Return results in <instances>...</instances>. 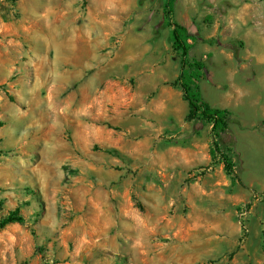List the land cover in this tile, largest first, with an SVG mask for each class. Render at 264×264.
<instances>
[{
    "label": "clouds",
    "instance_id": "clouds-1",
    "mask_svg": "<svg viewBox=\"0 0 264 264\" xmlns=\"http://www.w3.org/2000/svg\"><path fill=\"white\" fill-rule=\"evenodd\" d=\"M20 6L0 38V264H209L237 246L231 264H264L243 212L264 198V0ZM184 27L208 75L191 87L226 113L248 192L220 179L211 126L186 119Z\"/></svg>",
    "mask_w": 264,
    "mask_h": 264
},
{
    "label": "rangeland",
    "instance_id": "rangeland-1",
    "mask_svg": "<svg viewBox=\"0 0 264 264\" xmlns=\"http://www.w3.org/2000/svg\"><path fill=\"white\" fill-rule=\"evenodd\" d=\"M21 15H22V10L20 6V0H2V2H0V38H4L8 33L15 30L16 22L21 19ZM165 27H167L166 17L160 23L161 30H163ZM187 41L188 43L190 41H194V42L197 41V35L190 33V38H188ZM199 42H205L203 40V37L200 38ZM38 47L42 48L43 46L38 45ZM195 48H196L195 43L190 44L188 59H190V61H193V60L201 61L200 59H198L199 52L195 51L194 50ZM175 53L176 55L172 57V60L175 64H177L179 68V54L177 52ZM204 67L206 69L205 64H204ZM205 69L200 71V76H198V78H203L204 80H207L208 75ZM190 122L192 123L193 130L197 133L203 132L209 126H211V129H212L211 123L207 121L192 120ZM198 124L200 125L199 128L196 127V125ZM228 127H229V124L227 128ZM223 131H221L220 133H222ZM220 133L219 135L216 136V142L219 146L220 152H214L215 154L213 155L214 161H216V155H219V161L217 163H218V171H219L220 179H222L225 182L226 186L230 183L233 188L237 185V183H239L240 188L243 189L244 192H248L249 191L248 186L244 184L243 181L240 180L238 176L234 175V171L236 170V164L234 163L233 153H232L231 148L229 147V144L225 142V138L222 135H220ZM221 152L227 154L232 161L233 174L231 175H228L225 172ZM235 159L238 160L239 156L236 155ZM231 190L232 189L229 188L230 193H231ZM257 192L258 190L253 189L251 194L247 198V202L244 203L243 205V212L250 213V215L245 220V224L248 225V230L245 232L244 235L249 237L250 248L256 247L257 243L260 242L262 250H264V231L260 230L261 226L264 225V198H258L256 194ZM237 211H240L239 206L237 207ZM237 239L241 240L242 237H237ZM239 251H240L239 246L235 247L232 250H228L227 248H225L223 256L220 257L218 260H210L209 264H221V261L225 257L227 261L229 262V264H231L237 252ZM95 255L97 259H100L103 256L102 250L96 251Z\"/></svg>",
    "mask_w": 264,
    "mask_h": 264
},
{
    "label": "trees",
    "instance_id": "trees-1",
    "mask_svg": "<svg viewBox=\"0 0 264 264\" xmlns=\"http://www.w3.org/2000/svg\"><path fill=\"white\" fill-rule=\"evenodd\" d=\"M168 25V21H167ZM190 38L189 31L186 27L179 28L172 34L173 41V50L179 54L180 62V72L181 76L184 79L185 89H186V98L191 99L192 103L189 106L186 119L188 121L200 120L207 121L212 125V132L216 133V136L228 126L227 121L225 120L226 113L221 109L217 108L213 110L204 105L203 107L200 104V92L194 91L191 87V81L193 77L200 76V71L204 70V64L199 60L190 61L188 59L190 44L187 39ZM213 152H220L217 142H214ZM222 160L224 164L225 172L228 175L233 174V164L230 157L222 153Z\"/></svg>",
    "mask_w": 264,
    "mask_h": 264
},
{
    "label": "crops",
    "instance_id": "crops-1",
    "mask_svg": "<svg viewBox=\"0 0 264 264\" xmlns=\"http://www.w3.org/2000/svg\"><path fill=\"white\" fill-rule=\"evenodd\" d=\"M190 34V33H189ZM190 60V59H189ZM179 69H180V62H179Z\"/></svg>",
    "mask_w": 264,
    "mask_h": 264
}]
</instances>
